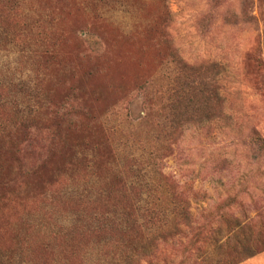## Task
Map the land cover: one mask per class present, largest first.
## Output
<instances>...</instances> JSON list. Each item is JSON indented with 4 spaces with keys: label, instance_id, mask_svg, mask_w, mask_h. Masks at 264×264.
Here are the masks:
<instances>
[{
    "label": "rangeland",
    "instance_id": "obj_1",
    "mask_svg": "<svg viewBox=\"0 0 264 264\" xmlns=\"http://www.w3.org/2000/svg\"><path fill=\"white\" fill-rule=\"evenodd\" d=\"M12 7L0 264H264V0Z\"/></svg>",
    "mask_w": 264,
    "mask_h": 264
},
{
    "label": "trees",
    "instance_id": "obj_2",
    "mask_svg": "<svg viewBox=\"0 0 264 264\" xmlns=\"http://www.w3.org/2000/svg\"><path fill=\"white\" fill-rule=\"evenodd\" d=\"M6 3L7 4L5 6V9L1 12L2 14H0L1 18L11 17V14L13 13L12 0H7ZM25 120H27V119H25ZM22 124L25 125L24 122H22ZM17 125L20 126V123H18ZM9 131H10L9 128L0 126V134L2 136H3L2 133H5V132L9 133ZM255 142L259 143L261 149L264 148V141L263 140H261L260 138H255ZM176 189H177L176 185L174 186V183H172L171 184V191H172L173 200L178 201L180 203L181 202L180 197L182 196V193H179V192L176 193ZM180 220L186 222V221H188V218H186L185 216H182L181 218L180 217L177 218L176 221H177L178 225L183 224ZM245 227L251 228L252 226H250V224L247 223L245 226H243V228H245ZM255 230H256V234L253 237L254 252L255 253H262V252H264V243L259 239V237L262 236L264 233V225L257 227ZM122 235H125V233H122ZM228 264H236V262H231Z\"/></svg>",
    "mask_w": 264,
    "mask_h": 264
}]
</instances>
